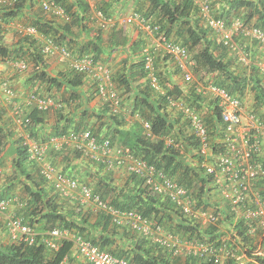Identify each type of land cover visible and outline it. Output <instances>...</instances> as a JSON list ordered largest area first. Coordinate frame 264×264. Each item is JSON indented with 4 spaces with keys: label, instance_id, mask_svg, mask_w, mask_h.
<instances>
[{
    "label": "trees",
    "instance_id": "trees-1",
    "mask_svg": "<svg viewBox=\"0 0 264 264\" xmlns=\"http://www.w3.org/2000/svg\"><path fill=\"white\" fill-rule=\"evenodd\" d=\"M145 1L148 3L149 15L161 24L167 37L192 53L197 64L195 73L200 69L206 71L211 74L213 79L210 82L214 85L226 89L241 101L247 94H251L253 106L264 108V75L256 66L255 60L251 62L248 70L241 68L235 71L226 57L228 52L220 43L211 39L214 35L202 24L198 9L190 0ZM54 2L64 8L68 16L67 21H60L53 14H46L41 10L42 13L35 16L29 22L30 25L37 29L40 36L52 39L57 45L65 46L74 57L89 55L94 61L103 62L105 52L118 50L126 53V57L121 60L123 72L111 75L115 90L122 100V106L117 113H113L106 102L99 112L84 108L77 120L66 119L62 124H57L49 130L44 127V115L34 111L28 114L31 124L24 128L29 138L37 144H44L50 138H58L71 131L87 130L98 141L107 139L112 146L128 149L134 157L157 170H162L166 176L193 192L198 207L202 205L203 208L216 211L221 219L215 226L201 227L183 217L168 199L154 196L141 177L125 172L128 175L126 179L122 183H116L107 172L112 169H108L102 162L82 157L80 152L70 147L63 146L56 150L48 146L46 160L59 168V159L64 162L69 156L86 159L90 165L97 167V174H101L96 180L91 181L89 177L82 180L70 177L72 172L65 168L61 169L62 173L90 188L108 207L121 212L134 211L180 239L195 244H211L215 247L222 243L229 248L230 242L221 240L230 238L253 250L255 248L253 238L246 236L243 222L233 219L227 209L224 211L219 209L220 206L213 199L214 191L210 188L209 178L204 175L202 168L187 163L184 154H192L196 143L188 134L189 123L183 116L178 112L172 116L167 111L170 108L166 96L181 97L184 104L200 113L214 150L217 147L215 141L219 139L223 127L216 102L211 100L207 103L211 114H202L201 110L206 107V98L196 94L194 85L185 84L189 86L188 93L181 96L180 88L171 85L168 73L162 72L156 63L168 61V58L162 55H159L154 63L156 77L164 94L152 90L145 79L143 56L140 55L145 47L142 41H134L128 45L127 38L119 29L111 31L109 36L104 38L100 30L94 29L95 25L92 27L94 22L91 19L90 6L84 0ZM114 3V0L102 2L97 10L110 17ZM210 3L213 12L212 0ZM219 4L221 11L220 14L213 12L215 17L223 18L227 24L233 19H240L264 31V0H222ZM29 5L33 6L32 0H7L6 4L0 5L2 24L13 22L15 27L25 25L17 21L21 19L22 12ZM2 32L3 28L0 27V63L16 60H24L27 64L29 62L33 64V71L28 79L32 86L44 85L47 92H51L53 88L68 89L69 98L72 100L77 98L76 91L82 86L80 75L71 70L68 75L51 76L40 53L38 40L30 36H20L14 44L7 46L3 44ZM253 56L251 54V57ZM133 59L136 61L130 64ZM173 67L174 74L181 76L179 69L174 65ZM94 93L98 95L96 88ZM59 117V121H63L61 113ZM128 117L131 118L130 124L126 121ZM140 119L149 124L151 134L156 139L145 135L147 130L142 126ZM15 132L6 123L0 125V156L5 150H9V154L13 156L10 173L0 181L3 185L0 199L16 196L22 205L19 210L15 208L17 214H20L26 224L36 231L38 229L40 234L30 246H17L0 239V264H63L73 244L65 241L56 252H52L41 242L42 234L56 228L66 229L101 250L125 259L129 264H214L210 259L193 255L172 257L159 245L137 236L126 227L114 224L106 212L87 207L70 198L60 197L52 185L41 176L36 161L30 158L22 131L16 129ZM16 135L17 140H14ZM165 139H172L174 144H180L184 154L173 145L166 146ZM262 162L264 165V160ZM2 232L4 226L0 225V235ZM262 246L264 248V240ZM257 260L264 264V257ZM223 264L236 263L227 257L223 259Z\"/></svg>",
    "mask_w": 264,
    "mask_h": 264
},
{
    "label": "built area",
    "instance_id": "built-area-1",
    "mask_svg": "<svg viewBox=\"0 0 264 264\" xmlns=\"http://www.w3.org/2000/svg\"><path fill=\"white\" fill-rule=\"evenodd\" d=\"M198 9V16L202 24L218 38L221 46L236 57L239 64H251V54L242 47V41L255 42L264 50V31L252 23H244L240 19H233L229 24L223 18L215 17L211 8V0H190ZM41 10L46 14H53L62 21L68 16L61 6L54 0H38ZM7 0H0V5ZM91 19L100 29H106L120 24H136L145 33L148 39L147 47L143 50V68L146 79L152 90L164 94L156 77V67L153 53L160 52L176 66L182 76L183 82L192 84L196 94L214 100L219 108L221 123L223 125L220 137L215 141L214 150L211 137L200 113L188 107L175 96L167 95L168 108L175 110L189 123V135L195 141L196 147L192 154L199 159L200 167L211 182L210 188L217 195L223 206L219 209L228 211L235 220H241L245 226V234L249 238L257 237L260 243L249 250L230 238V247L220 244L215 247L211 244H195L180 239L164 231L155 222L142 218L134 211H117L106 205L98 194H93L90 188L79 184L76 180L68 178L55 165L46 160L48 146L59 150L63 146L80 152L81 156L103 163L108 169L120 168L129 174L141 177L145 185L154 196L165 198L185 218L192 220L201 227L217 225L220 214L214 210L197 207L193 192L166 176L162 170L148 165L125 148H117L105 139L98 141L89 131H71L58 138H50L47 143L37 144L29 138L24 128L31 124L28 114H39L57 111L62 107L60 100L53 95L30 90L20 96L10 80L0 77V103L11 109V119L22 131L25 146L28 147L30 158L39 166L41 176L52 185L54 191L62 198L76 200L82 205L101 210L109 214L112 222L117 226L126 227L137 236L150 240L159 245L172 257L198 256L210 259L214 264H223V259L230 257L236 264H261L257 258L264 257V165L261 159L263 144L256 138L258 133H264V121L249 113L245 119L243 102L226 89L214 84H206L196 80L194 70L197 66L192 53L181 44L167 38L160 27L144 20L138 14H131L118 20L107 19L98 10H92ZM3 24L0 19V27ZM16 32L20 36H30L38 40L40 53L43 58L69 63L70 68L77 74L89 77L96 86L97 97L109 104L110 110L117 113L122 106V100L115 90L111 80L110 70L102 63L94 61L90 56L74 57L62 45L55 44L52 39L42 37L37 29L31 25H19ZM153 52V53H152ZM1 64V63H0ZM12 70L18 73L27 71L28 65L24 60L10 61ZM260 72L264 75V62L258 64ZM147 137L152 136L149 124L143 122ZM257 130V131H256ZM166 146H175L183 153L180 144H174L172 139H165ZM3 175L0 167V178ZM21 203L16 196L0 199V220L4 226L7 241L17 246H30L35 243L40 234L30 225L26 224L17 210ZM18 208L17 210L15 208ZM42 234V233H41ZM41 242L49 251L56 252L63 242L73 244L77 256L88 264H129L125 259L114 256L111 252L101 250L87 240L76 236L66 229H53L41 235Z\"/></svg>",
    "mask_w": 264,
    "mask_h": 264
},
{
    "label": "crops",
    "instance_id": "crops-1",
    "mask_svg": "<svg viewBox=\"0 0 264 264\" xmlns=\"http://www.w3.org/2000/svg\"><path fill=\"white\" fill-rule=\"evenodd\" d=\"M87 1L90 5H92V0H85ZM94 4L100 5L102 2H108L110 0H93ZM113 1V0H112ZM115 3L113 7L110 10V15H118L122 13H127V12H132V11H140L146 14V16L150 17V19H154L153 16L149 15V11L147 10L148 3L145 0H114ZM176 2H179L180 0H174ZM219 1V2H218ZM222 0H212V3L214 4L213 6V12H216V14H220L221 11V6L219 3H221ZM33 6H28L26 10L22 12L21 19L26 18L25 22L29 23L32 21L35 16L39 15L41 12V9L39 7L38 1L37 0H32ZM212 4V5H213ZM19 20V18H18ZM13 24V23H12ZM11 22L7 25H3V32L2 34H5L4 29L9 30L12 26ZM30 24V23H29ZM11 25V26H10ZM10 26V27H9ZM13 27V26H12ZM93 30V29H92ZM124 34V36L127 38L129 44H132L134 41H142L144 44L146 43L145 38L138 32L135 31L133 27H123L120 28ZM94 31V30H93ZM110 32H103V37L107 38L109 36ZM213 35V34H212ZM215 37V36H214ZM213 36L211 37L212 40L217 41L219 44V40L217 37L214 38ZM246 42V41H245ZM254 44V45H253ZM244 49H247L246 51H249L250 54H253V59H255V64L258 67V64L260 62H264V50H261V48L256 44L255 42L251 43L247 41L245 44H243ZM106 55L103 57V63L106 66H109L112 70L113 74L121 73L123 70L122 68V63L121 60L126 57V53L120 52L118 50H112L110 52H105ZM158 55H155V60L157 61ZM161 56V55H160ZM234 56V55H233ZM236 58V57H235ZM136 59H133L132 62H135ZM157 65L160 67V70L162 72L168 73V80L171 82V85H177L180 88V91L182 93L181 96H186L188 93L189 86H186L180 75L174 74V67L173 63L170 61L166 62H156ZM46 65H47V72L51 76H58L59 74H70L71 69L69 66H65L64 64L61 65L59 63L54 62L53 60H46ZM12 68L6 64V63H1L0 64V73H2L3 77H7L6 79L10 80L13 87L16 89L17 93L20 96H23L26 92L31 90V88L38 89V91L46 90L45 86L41 85L40 87L38 85L32 86V83L28 82L29 76L26 77H16L13 80H11L10 77L14 76ZM123 72V71H122ZM170 73V74H169ZM82 86L77 89V98L75 100H72L69 98L70 94L68 93V89H61V90H55L54 88L51 90L52 94L55 96L62 97L63 99L60 100L62 103L61 109L57 111H53L52 113H44L43 118L45 122V126L47 130L52 128L53 126H56L57 124H62L66 119H71V120H77L81 115H82V110L84 108L88 109L89 111H101L103 107L106 105L101 99L97 97V95L94 93L95 88L87 76H82ZM212 76L211 74L204 72V80L206 81V84L212 81ZM212 82H210L211 84ZM213 84V83H212ZM47 87V86H46ZM71 93V91H70ZM68 99V100H66ZM212 99L209 97H206V109L203 108L201 110V113L204 114H211L210 108L207 106V103L210 102ZM243 107L245 109V119L247 123L249 122L248 119H246V116L249 113L254 114L257 117L258 121H264V108H255L253 106V99L251 94H247L243 100ZM59 113H61V116L63 117V121H59ZM46 115V116H45ZM127 124H130L131 118L128 117L126 119ZM6 123L4 121V117L1 116L0 118V125ZM8 125V124H7ZM9 126V125H8ZM257 131V130H256ZM258 133L257 137L258 139L261 140L262 144L264 145V133L260 132H255ZM14 140H17V135L14 138ZM8 148V147H7ZM6 148V149H7ZM191 152V151H190ZM189 154V153H188ZM192 155V154H191ZM72 157V156H71ZM70 156L68 159H66V162L64 160H58V167L59 169H67L68 172H72V175L70 177L78 178L79 180H82L84 177H89L90 180H96L100 175L97 174V167L92 166L88 163L86 159L83 158H71ZM185 157V156H184ZM13 156L9 154V150H5L1 156L0 160L2 163V170L4 175H8L11 171V162H12ZM261 159L264 160V146H263V155L261 156ZM122 169L120 168H113L112 170H108L107 172L109 175L114 179V182L116 183H122L126 177L128 176L126 173L123 174ZM122 178H124L122 180ZM2 182H0V192L3 189L2 187ZM62 199V198H61ZM0 225L3 226L2 220H0ZM37 232L39 230L37 229ZM2 236L0 235V239H2L3 242H7L6 239V234L5 231L1 233ZM88 264L85 260L81 259L79 256H77L75 248L72 246V249L70 250L68 256L65 258L63 261V264Z\"/></svg>",
    "mask_w": 264,
    "mask_h": 264
},
{
    "label": "rangeland",
    "instance_id": "rangeland-1",
    "mask_svg": "<svg viewBox=\"0 0 264 264\" xmlns=\"http://www.w3.org/2000/svg\"><path fill=\"white\" fill-rule=\"evenodd\" d=\"M94 1L92 0V5H91V13H92V10H96V8H98V6L99 5H96V4H94L93 3ZM129 12H127V13H122V14H120L121 15V17H123V16H125V15H127ZM46 16V15H45ZM115 16H117V15H115ZM46 17H48V16H46ZM26 20H25V18H23V19H20L19 21H17V22H19L20 24H22V23H24L25 24V26H29L30 24L29 23H27V22H25ZM13 22H11V24H12ZM11 26V25H10ZM9 26V27H10ZM13 26V27H12ZM12 26H11V28L9 29V30H6V29H4V32H5V34H7V35H4L3 34V44H5V45H11V44H14L17 40H18V38L20 37V35H18V33L16 32V27H15V24L13 25L12 24ZM246 42H242V47H243V44H245ZM245 50H247V49H245ZM226 57L228 58V60H230V62H231V65H232V67L235 69V71H237V70H240L241 68L242 69H244V70H248V68H249V66L250 65H248V66H243V65H241V64H239L238 62H237V60H236V58H235V56H233V55H230L229 53L228 54H226ZM255 59H253V57H251V62H253ZM54 62H56V63H59V64H61V65H65V66H68V64L66 63V62H57V60H53ZM110 69V71H112L111 70V68H109ZM32 71H33V64H30L29 62H28V70L26 71V72H22V73H18V72H16L15 70L13 71V74H15L14 76H12V77H10L11 78V80H13L14 78H16V77H26V76H30V74L32 73ZM204 72H206V71H204V70H198L196 73L195 72H193V74H194V77H195V79L196 80H199V81H201V80H204ZM0 77H1V79H2V73H0ZM3 78H7V77H3ZM14 85V84H13ZM15 87V86H14ZM31 90L33 91L34 89L33 88H31ZM35 90H38V89H35ZM41 92H46L45 90H42ZM48 93H50V94H52V92H48ZM54 95V94H53ZM61 95H59V96H55L54 95V97L56 98V99H58V100H60V98L61 99H63L62 97H60ZM60 97V98H59ZM66 100H68V99H66ZM60 101H62V100H60ZM167 111L173 116L174 114L175 115H177L176 113L177 112H174V111H172V110H170V109H167ZM49 113H52V112H49ZM12 114H11V109H10V107L9 106H7V107H4L1 103H0V118H1V116H3L4 117V121L5 122H7V124L10 126V129H12V130H14V132H15V130L16 129H18L16 126H14V124H13V122H12V119H11V116ZM189 131V130H188ZM16 134L18 133L17 131L15 132ZM188 134H189V132H188ZM184 156H185V159L187 160V163H191L192 165H195V166H197V167H199V168H201L200 167V162L201 161H198V159L195 157V155L194 154H188V153H185L184 154ZM115 169V168H114ZM123 174H125V171H123ZM5 176H8V175H2V177L0 178V181L1 180H3L4 178H5ZM124 178H122V180H123ZM195 189V188H194ZM196 190V189H195ZM19 196L21 197V195L19 194ZM213 199H214V202L216 203V204H218L219 206H223V204H222V202L219 200V198H218V196L217 195H215L214 194V196H213ZM198 205V202L196 201V206ZM202 206V205H201ZM200 206V207H201ZM198 207V206H197ZM208 209H210V208H208ZM211 210V209H210ZM1 236H2V234H1ZM7 239V238H6ZM253 244H254V246H256V245H258L259 243H260V241L258 240V238L257 237H255V238H253ZM263 247V246H262Z\"/></svg>",
    "mask_w": 264,
    "mask_h": 264
},
{
    "label": "clouds",
    "instance_id": "clouds-1",
    "mask_svg": "<svg viewBox=\"0 0 264 264\" xmlns=\"http://www.w3.org/2000/svg\"><path fill=\"white\" fill-rule=\"evenodd\" d=\"M38 1V0H37ZM85 1V0H84ZM87 2V1H86ZM88 3V2H87ZM38 4H39V2H38ZM89 4V3H88ZM89 6H90V10H91V5L89 4ZM39 7H40V5H39ZM96 10H97V8H96ZM99 11V10H98ZM131 14H138V15H140L144 20H146L147 22H150L151 24H155V25H158L159 27H160V30L162 31V32H164L163 30H162V28H161V24H159V23H157L156 22V20L155 19H150V17H148V16H146V14L145 13H143V12H140V11H132V12H129L127 15H131ZM127 15H125V16H127ZM125 16H123V17H125ZM104 17L105 18H107V19H113V20H118L119 18H122L121 17V15L120 14H118L117 16H115V15H110V17H106L105 15H104ZM56 18V17H55ZM56 19H58V18H56ZM59 20V19H58ZM60 21H62V20H60ZM95 25V23L92 25V27ZM96 26V25H95ZM123 27H133L134 29H135V31H138L144 38H145V41H146V43H145V47H147V44H148V39H147V36L145 35V33L141 30V28L139 27V26H137L136 24H120V25H116V26H113V27H109V28H106V29H100V28H98L97 26L96 27H94V29H96V30H100L101 32H102V34H103V32H111V31H113V30H118V29H120V28H123ZM164 34H165V32H164ZM166 35V34H165ZM167 36V35H166ZM168 38V37H167ZM170 39V38H169ZM144 47V48H145ZM144 48L142 49V53L140 54V55H142L143 56V50H144ZM153 53V52H152ZM162 55V56H164L163 54H161L160 52H154L152 55H153V58H154V61H155V55ZM89 56V55H88ZM193 56V55H192ZM91 57V56H90ZM92 58V57H91ZM45 59V58H44ZM93 59V58H92ZM46 60H48V59H45V61ZM49 60H51V59H49ZM168 61H170L169 59H168ZM26 62V61H25ZM100 62V61H99ZM100 63H102V64H104L103 62H100ZM172 63V62H171ZM68 64V66H69V63H67ZM28 65V64H27ZM105 65V64H104ZM156 65V64H155ZM106 66V65H105ZM70 67V66H69ZM107 67V66H106ZM71 69V68H70ZM28 70V69H27ZM72 70V69H71ZM110 70V69H109ZM26 72V71H25ZM111 72V74H113L112 73V71H110ZM78 75H82V74H78ZM82 76H85V75H82ZM89 78V77H88ZM146 79V78H145ZM91 80V79H90ZM92 81V80H91ZM201 81H203V80H201ZM203 82H205L206 83V81H203ZM92 83H93V85H94V88H96V86H95V83L92 81ZM184 83V82H183ZM184 84H186V83H184ZM207 84H210V83H207ZM212 84V83H211ZM192 85V84H191ZM115 87V86H114ZM16 90V89H15ZM30 91V90H29ZM36 91H38V90H36ZM46 92H44V94H48V95H53V94H50V93H48L47 92V90H45ZM17 92V91H16ZM41 92V91H40ZM54 96V95H53ZM178 98H180L181 99V97H178ZM61 102V101H60ZM104 102V101H103ZM131 232V231H130ZM133 233V232H132Z\"/></svg>",
    "mask_w": 264,
    "mask_h": 264
}]
</instances>
